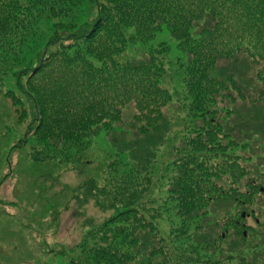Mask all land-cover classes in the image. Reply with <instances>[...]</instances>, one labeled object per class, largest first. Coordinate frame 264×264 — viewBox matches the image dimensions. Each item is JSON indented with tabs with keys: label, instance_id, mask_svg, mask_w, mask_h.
<instances>
[{
	"label": "trees",
	"instance_id": "1",
	"mask_svg": "<svg viewBox=\"0 0 264 264\" xmlns=\"http://www.w3.org/2000/svg\"><path fill=\"white\" fill-rule=\"evenodd\" d=\"M82 2L0 0V88L7 85L5 76L12 72L17 82L6 95L25 119L30 115L31 124H38L36 133L46 130L49 134L36 140L33 161L50 160L52 155L44 156V150L86 147L96 131L119 132L110 143L118 154L128 153L132 159L122 164L119 155L107 165L111 170L117 164L126 167L116 177L119 181L82 185L81 190L88 188L99 197L102 202L96 205L102 211L111 213L99 230L102 244L88 235L93 243H85L71 259L62 252L56 256L63 257L61 264L152 263L167 239L158 236L153 217L150 222L136 216L135 209L151 205L154 179L170 174L169 166L174 164L167 205L175 208L180 222L168 237L176 246L170 257L179 264H221L209 261L217 255L209 249L223 240V234L214 229L200 243L196 241L199 233L192 230L216 227L218 223L209 225V218L227 216L228 206L219 203L227 200L228 193L223 195L216 181L230 173L237 181L252 174L246 161L234 157L235 149L228 148L238 146L236 136L243 135V145L248 147L264 132V0H95L92 22L76 28L53 25V35L36 64L26 66L23 49L42 35L39 26L68 15ZM164 28L186 55L185 62L177 60L174 73L164 64L169 52L165 44L139 58L122 59L129 47L147 43ZM243 68L248 69L247 78ZM175 77L180 81L173 89ZM129 108L134 110L133 123L124 127L123 116ZM234 116L239 132L231 129ZM252 122L255 126L249 129ZM165 146L171 152L170 164L160 167L157 156ZM263 165L253 172L262 182ZM253 183L250 180L245 194L247 204L254 195L264 194L263 184L258 182L256 188ZM211 205L218 206L214 208L218 214L207 217ZM190 240L204 247L203 255L198 246L185 256Z\"/></svg>",
	"mask_w": 264,
	"mask_h": 264
},
{
	"label": "rangeland",
	"instance_id": "2",
	"mask_svg": "<svg viewBox=\"0 0 264 264\" xmlns=\"http://www.w3.org/2000/svg\"><path fill=\"white\" fill-rule=\"evenodd\" d=\"M94 1L83 0L79 5H75L68 15L59 16L53 18V20H48L49 22L42 23L39 26L42 35L28 41L23 49L24 64L26 66L30 62L36 64L37 55L43 51L48 37L53 35V32H51L53 25L59 24L67 28L75 25L76 28L84 25L87 21L92 22L94 20L92 18ZM34 41H37L39 46ZM163 44L169 47L164 64L168 68L167 70L174 73L178 68L177 60L180 58L185 62L186 55L178 49L177 41L167 28L157 32L155 37L147 43H138L129 47L122 59L125 57L139 58L145 54L147 55L149 50H161ZM26 66H23V68H26ZM247 70L243 68L242 75H246L245 78L249 76L246 74ZM5 80H7V85L0 88V264H61V258L63 257L59 258L56 253L62 252L67 258L71 259L79 253L81 247H85V243L92 244V241H98L102 244L103 240L99 239L101 236L99 230L107 217L109 218L111 215L110 212L102 211L100 205H96L98 201H102L99 200L98 196L92 195V190H88V188L81 190L82 185L90 183L88 185L104 186L106 183L119 181L116 177L119 178L126 170V167L122 164L130 163L132 159H130L128 153L123 156L118 154L113 149L112 143H110V138L115 135L120 136L119 132L111 134L105 131H96L97 136H92L86 147L70 149L69 151H63L60 147L58 152L54 151V148L48 149L51 151L44 150V156L52 155V158L50 160L33 161L34 158H31V156L33 155V148L38 145L36 140L38 141L42 136L45 137V134L49 136V134L46 130L44 134L42 130L36 133L38 124H31L30 115L25 119L21 109L14 106L6 95V90L10 87V90H14V83L17 82V79L12 76V72L5 76ZM26 80L25 77L24 82ZM172 80L174 89L178 85L177 81L179 79L175 77ZM24 109L27 113H30L26 107ZM242 109L241 106L239 111H243ZM133 114V108L125 111L123 116L124 127L133 123ZM249 116L247 115L244 118ZM232 118L230 121L234 127H231V129H237L239 132L241 129L234 125L236 116ZM254 126L252 122L248 125V128ZM259 129L261 131V128ZM174 130L178 132L179 128L174 126ZM262 134L263 137L259 135L258 140L251 141L248 147L243 145L246 139L243 135L236 136L237 141L235 139L234 144L237 143L239 147L228 148V151L235 149V152L233 151L234 157L246 161L245 165L251 167L252 174L248 177L244 176L243 181H234L227 176L215 182L221 193H224L223 195L228 193V198L224 201L225 204L219 203L221 207L228 206L227 216L214 218L212 216L213 212L214 216H216V213L218 214L214 211V208L218 206L211 205L207 217L213 218H209L211 219L209 225L214 223H218V225L216 227L209 226L206 230H192V233H199L198 238H196L197 242L204 243L207 240L204 237L214 229L219 236L228 233V218L236 211V209H232L229 192L232 190L238 194H244L247 187L243 184L245 182L250 184V180L254 179V169L264 164V132ZM25 140L26 142H24ZM38 150H41V148H38ZM119 155L123 160L122 164H117L115 170L108 169L107 165L114 162ZM170 155L169 147L165 146L160 150L156 164L160 167L164 164H170V161H168ZM169 169L171 170L170 174L165 173L164 178L154 179L155 184L151 185L150 192L151 205H143L135 209L136 216H141L150 222L154 220L153 225L159 231L158 236L160 234L165 235L167 239L164 240L167 242L164 250L156 254L158 256L153 257L154 261L143 264H179L177 259L170 257L176 246L169 243L168 239L172 229L180 222V219L176 217L177 211H175V208L167 205V199L170 195L169 180L176 173L174 164L169 166ZM260 170L262 169L260 168ZM250 171L247 170L245 173ZM255 179L260 185L263 184L262 188L264 189V182L261 178L256 177ZM263 196L264 194L260 193L254 195L251 204H248L249 206L246 208L248 212L255 211L257 215H264ZM235 199L239 200L237 204H240L242 196L237 195ZM244 200L246 201V199ZM221 211L222 209H220ZM150 217L154 219L152 218V220ZM88 235L95 240H88ZM183 242L185 243V241ZM198 246L201 250L199 251L200 254L203 255L204 247L201 248L200 244ZM198 246L193 244L191 240L187 241L184 250L185 256L187 257L190 254L192 247L199 249ZM158 247H161V245L158 244ZM215 251L219 253L211 257L209 254V261L220 262V260H227L230 257L228 255L229 250L226 247H221L219 251L218 249ZM210 252L216 253L214 249H210ZM193 257L191 255V258ZM233 258L236 259L239 256L235 254ZM163 259H165L164 263L161 262ZM68 263L69 261L63 264ZM220 263L240 264L237 260L234 262L228 261V263L222 260Z\"/></svg>",
	"mask_w": 264,
	"mask_h": 264
},
{
	"label": "flooded vegetation",
	"instance_id": "3",
	"mask_svg": "<svg viewBox=\"0 0 264 264\" xmlns=\"http://www.w3.org/2000/svg\"><path fill=\"white\" fill-rule=\"evenodd\" d=\"M244 178L241 177L240 180L243 181ZM229 179L237 181L232 174H230ZM252 182H254L252 187H259L255 178L252 179ZM243 185L247 187V191L244 194L241 193L243 196L240 204H237L239 200L235 199L233 191L230 190L229 192L232 199V209H236V211L228 218V233L223 235L221 243L216 244L213 249L216 252V249L219 251L221 247H226L228 250L233 251L230 254L232 256L230 261L233 262L237 260L240 264H264V215H257L255 211L248 213L246 209L248 204L244 199L245 194L248 193L251 187L247 182ZM235 254L239 258L234 259ZM222 260L223 262L226 261L225 259ZM220 262L218 261V263Z\"/></svg>",
	"mask_w": 264,
	"mask_h": 264
}]
</instances>
